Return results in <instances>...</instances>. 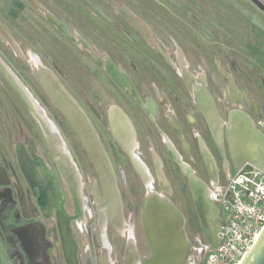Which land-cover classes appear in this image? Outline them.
Listing matches in <instances>:
<instances>
[{"label":"flooded vegetation","instance_id":"af4514ba","mask_svg":"<svg viewBox=\"0 0 264 264\" xmlns=\"http://www.w3.org/2000/svg\"><path fill=\"white\" fill-rule=\"evenodd\" d=\"M0 4V264H140L150 255L143 206L151 190L184 217L186 264L200 242H219L225 216L213 191L239 171L229 143L231 114L259 129L264 67L260 79L250 67L248 93L233 73L243 71V63L214 69L213 56H205L206 68L193 70L177 43L176 53L169 47L174 38L149 36L146 23L141 38L131 22L120 28L119 40L110 29L113 42L102 50L105 43L86 41L79 27L71 36L55 16L48 30V6L41 0ZM71 59L82 65L76 80L58 63L67 66ZM60 87L68 95L64 103H77L91 122L102 149L94 145L98 162L108 158L113 169L118 204L106 205L96 161L52 97L62 99ZM52 108L61 117L52 116ZM80 150L92 176L80 168ZM117 169H131L140 183L130 182L126 197Z\"/></svg>","mask_w":264,"mask_h":264},{"label":"rangeland","instance_id":"374dc122","mask_svg":"<svg viewBox=\"0 0 264 264\" xmlns=\"http://www.w3.org/2000/svg\"><path fill=\"white\" fill-rule=\"evenodd\" d=\"M41 1L48 6V30H53L54 25L50 17L55 16L59 21H64L67 24L69 29L65 28V31L71 36H76L75 28L79 27L81 28L79 30L84 33L86 41L105 43L107 46L102 47V50L110 47V44L106 42L110 41L107 39L110 37V29L114 31L113 33H117L115 37L119 40L123 36H120L118 32L120 28L127 30L125 26L127 22L135 25V32L138 34L136 37H144L145 31L141 26L142 22L144 25L146 23L145 27L149 31V36L159 39L164 36L165 39L170 40L174 38L169 47L176 53L175 43H177L185 52L186 58L190 60V68L193 70L200 71L206 68L205 56L210 58L213 56L214 69L219 65L227 70L234 62L238 65L243 63L244 70L238 69L243 74L236 70L233 73L240 86L248 93L253 91L251 87L253 83L249 74L250 67L258 69V73L255 75L259 79L261 78L264 67V0ZM5 6H8V2L5 3ZM31 7H35V5ZM110 21H115L117 28L112 24L109 26ZM59 35L65 39L61 33ZM69 43L72 45L71 41ZM83 58L85 61L88 59L85 56ZM221 58L222 64L220 63ZM58 63L60 70L67 71L66 76L73 80H76L77 73L82 70V65L73 59L67 66L62 65L61 61ZM228 72L232 73L229 69ZM52 116L61 117L55 108H52ZM66 129L73 145H76L79 150V143L73 136L71 128L66 125ZM80 151V168L84 174L92 176L93 168L89 167L87 156L82 150ZM113 159L118 163L119 159L114 154ZM117 173L120 189L126 197L127 190L131 188L129 183L139 185V180L131 169L126 171L117 169ZM111 234L113 233L111 232ZM117 236V234L114 236L115 240H118ZM190 238L194 247V235ZM202 242L206 243L203 240ZM195 253L196 250L193 248L192 254Z\"/></svg>","mask_w":264,"mask_h":264},{"label":"water","instance_id":"95a60500","mask_svg":"<svg viewBox=\"0 0 264 264\" xmlns=\"http://www.w3.org/2000/svg\"><path fill=\"white\" fill-rule=\"evenodd\" d=\"M44 85L48 90V85ZM60 88L62 91L59 94H63L62 99L60 100L58 94L54 95L52 93V97L96 161L98 173L106 191V205L109 201L118 204V190L109 160L106 158L104 163L103 161L99 163L98 151L94 150V145L100 151L102 149L98 146V140L95 139L96 135L91 122L77 103L74 102L71 106L64 103V96L68 95L63 87ZM230 122L229 143L233 147L235 169H250L252 167L264 169L263 132L258 128L246 125L239 114L231 115ZM193 189L195 192L197 187H193ZM197 208L200 213L201 205L199 201H197ZM143 223L150 255L141 264H186L189 253V239L184 229V217L167 197L150 191L143 206ZM211 244L212 247H215L218 242ZM240 264H264V228Z\"/></svg>","mask_w":264,"mask_h":264},{"label":"built area","instance_id":"2783aa9c","mask_svg":"<svg viewBox=\"0 0 264 264\" xmlns=\"http://www.w3.org/2000/svg\"><path fill=\"white\" fill-rule=\"evenodd\" d=\"M257 125L264 134V113ZM213 195L225 216L219 242L215 247L200 242L189 264H240L264 228V169L237 171Z\"/></svg>","mask_w":264,"mask_h":264},{"label":"bare ground","instance_id":"6f19581e","mask_svg":"<svg viewBox=\"0 0 264 264\" xmlns=\"http://www.w3.org/2000/svg\"><path fill=\"white\" fill-rule=\"evenodd\" d=\"M39 65H41V64H39ZM7 74V73H6ZM118 77V76H117ZM52 84V83H51ZM52 86V85H51ZM18 89V88H17ZM52 89V88H51ZM19 90V89H18ZM56 90V89H55ZM56 92V91H55ZM21 93V92H20ZM57 93V92H56ZM60 93V92H59ZM198 93V92H197ZM197 93H196V95H197ZM58 94V93H57ZM194 95V94H193ZM199 95V94H198ZM68 97V96H67ZM204 97V96H203ZM198 98V97H197ZM200 98V97H199ZM67 99V98H66ZM200 100V99H199ZM198 100V101H199ZM65 101V100H64ZM201 101V100H200ZM199 101V102H200ZM203 101V100H202ZM201 103V102H200ZM199 103V104H200ZM207 105V104H206ZM33 106V105H32ZM203 106H204V104H203ZM148 107V106H147ZM34 111V110H33ZM234 112V111H233ZM112 113H114V112H112ZM116 113V112H115ZM244 114V113H243ZM113 115H115V114H113ZM120 115V114H119ZM232 115V114H231ZM117 116V115H116ZM220 116V115H219ZM246 116V115H245ZM119 117V116H118ZM221 117V116H220ZM114 118V117H113ZM121 117H119V119H120ZM112 119V118H111ZM118 119V118H117ZM122 119V118H121ZM252 119V118H251ZM253 120V119H252ZM116 123V122H115ZM118 123V122H117ZM119 124V123H118ZM120 124H122V122L120 123ZM116 125V124H115ZM117 126V125H116ZM251 126V125H250ZM112 128V127H111ZM125 128V127H124ZM117 129V128H116ZM113 130V129H112ZM116 131V134H117V130H115ZM119 131V130H118ZM130 133V132H129ZM123 134V133H122ZM57 135V134H56ZM120 135V134H119ZM124 135V134H123ZM131 135V134H130ZM124 138V137H123ZM130 138V137H129ZM128 140V139H127ZM130 140V139H129ZM128 140V141H129ZM132 141H133V139H132ZM120 142V141H119ZM59 143V142H58ZM125 143V142H124ZM123 143V144H124ZM129 145V144H128ZM96 148V147H95ZM125 148H127L126 146H125ZM124 148V149H125ZM99 149V148H98ZM130 149V148H129ZM127 150V149H126ZM129 151V150H128ZM131 152H133V150H131ZM100 153V152H99ZM135 153V152H134ZM65 154V153H64ZM132 155V154H131ZM134 155V154H133ZM137 155V154H136ZM212 156V155H211ZM99 157V156H98ZM134 157V156H133ZM132 157V158H133ZM210 158V157H209ZM68 159V158H67ZM104 159H105V157H104ZM66 160V159H65ZM70 160V159H69ZM139 161V160H138ZM137 161V162H138ZM184 161V160H183ZM104 162H105V160H104ZM142 162V161H141ZM213 162V161H212ZM66 163V162H65ZM140 163V162H139ZM143 163V162H142ZM141 164V163H140ZM185 164H187V163H185ZM226 164V163H225ZM111 166V165H110ZM141 166H143L142 164H141ZM144 167L145 166H143V169H144ZM160 167V166H159ZM186 168V167H185ZM147 169V168H146ZM192 169V168H191ZM111 170H113V169H111ZM75 172V171H74ZM141 173V172H140ZM192 173V172H191ZM142 174V173H141ZM145 174V173H144ZM72 175V174H71ZM75 177V176H74ZM142 177V176H141ZM147 177V176H146ZM79 178V177H78ZM147 178H149V177H147ZM101 179V178H100ZM149 179H151V178H149ZM148 179V180H149ZM164 179V178H163ZM149 181H151V180H149ZM93 184V183H92ZM151 184V183H150ZM148 186H149V184H148ZM152 186V185H151ZM56 188V187H55ZM209 189V188H208ZM211 189V188H210ZM93 190H96L95 189V187H94V189ZM152 191V190H151ZM106 193V192H105ZM158 193V192H157ZM209 194V193H208ZM164 195V194H163ZM106 196V195H105ZM213 196V195H212ZM203 198V197H202ZM120 202V201H119ZM53 203V202H52ZM106 203V202H105ZM110 206V205H109ZM114 209V208H113ZM109 210V209H108ZM117 210H118V208H117ZM117 210H115L116 212H117ZM110 211V210H109ZM102 212V211H101ZM210 212V211H209ZM110 213V212H109ZM112 213H114V212H112ZM113 215H115V214H113ZM111 218V217H110ZM105 219V218H104ZM211 219V218H210ZM113 220V219H112ZM103 221V220H102ZM212 222V221H211ZM217 225H218V223H217ZM214 226V225H213ZM216 230V229H215ZM216 233V232H215ZM132 240V239H131ZM141 264V263H140Z\"/></svg>","mask_w":264,"mask_h":264}]
</instances>
